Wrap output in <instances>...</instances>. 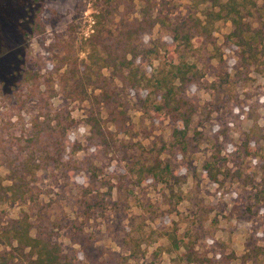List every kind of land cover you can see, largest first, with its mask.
I'll use <instances>...</instances> for the list:
<instances>
[{
	"label": "rangeland",
	"instance_id": "374dc122",
	"mask_svg": "<svg viewBox=\"0 0 264 264\" xmlns=\"http://www.w3.org/2000/svg\"><path fill=\"white\" fill-rule=\"evenodd\" d=\"M165 1L164 14L173 21L199 15L206 5L204 0ZM120 3L0 0V62L8 59V67L0 65V227L25 217L33 235L42 231L73 254L77 264H187L184 246L210 264H236L234 257L264 245V57L257 66L240 68L226 39L231 24L219 21L212 32L213 49L193 40L191 60L197 62L200 81L188 92L196 110L187 147L174 145L178 126L155 113L143 92L121 86L123 122L115 128L90 101L65 99L58 80L66 69L63 58L86 61L96 16L111 27L130 17L127 12L138 16L139 3H128L125 10ZM142 40L144 47L159 50L157 60L146 62L147 69L155 70L167 58L164 47L170 38L158 28ZM28 86L38 87L41 102L27 98ZM59 110L74 120L64 160L78 169L65 175L29 160V198L14 201L5 189L12 183L8 170L15 167L7 148H21L31 118ZM91 113L107 130L103 147L88 140ZM152 158L169 163L174 177L138 185L131 168ZM90 166L93 175L86 171Z\"/></svg>",
	"mask_w": 264,
	"mask_h": 264
},
{
	"label": "trees",
	"instance_id": "16d2710c",
	"mask_svg": "<svg viewBox=\"0 0 264 264\" xmlns=\"http://www.w3.org/2000/svg\"><path fill=\"white\" fill-rule=\"evenodd\" d=\"M119 1H122L119 5H123V10L128 9V3H139L138 16L127 12L130 17L120 18L114 27L103 25L96 16L95 33L89 40L86 61L78 64L63 58L66 69L58 80L59 91L70 101H90L97 114L104 113L105 122L118 129L123 122L122 111H118V87L143 92L146 100L152 101L155 113L170 118L178 126L174 128L172 138L174 145L184 150L196 110V101L188 92L200 81L197 62L191 60L194 57L193 40L199 38L204 46L213 49L215 23L229 22L231 31L226 39L235 49L239 67L246 69L259 65L264 57V0L260 5L255 0H204L206 5L199 15H190L181 21H173L164 14L165 0ZM158 28L170 38V43L164 47L167 58L155 70H149L147 59L157 60L159 50L144 47L142 38ZM7 64L8 59L0 62L2 67H8ZM104 70H107V76L103 75ZM27 76H24L25 82L31 79ZM95 91L96 95L93 94ZM41 95L38 87H27L28 99L41 102ZM100 121L95 113L86 118L90 128L88 140L94 147L107 145V130L102 129ZM73 124L74 120L62 110L38 114L31 118L30 134L21 148L13 152L12 148H7L15 167L9 166L7 177L12 183L5 189L14 201L29 198L30 189L25 183L29 160L39 169L54 167L63 170L65 175L78 169L74 162L69 166L64 160L67 133ZM91 167L86 171L93 175ZM203 169L208 179L215 182V175L205 166ZM131 172L138 185L147 181L167 183L174 177L170 164L159 158L140 160ZM3 190L0 183V199ZM32 228L25 217L1 224L0 264H77L73 254L65 252L42 231L33 235ZM171 239L176 245L175 238ZM184 247L183 257L187 264H210L208 258H201L192 247ZM234 260L236 264H264V245L254 246Z\"/></svg>",
	"mask_w": 264,
	"mask_h": 264
}]
</instances>
